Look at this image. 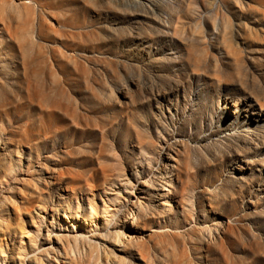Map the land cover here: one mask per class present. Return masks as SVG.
Returning <instances> with one entry per match:
<instances>
[{"label": "rangeland", "instance_id": "rangeland-1", "mask_svg": "<svg viewBox=\"0 0 264 264\" xmlns=\"http://www.w3.org/2000/svg\"><path fill=\"white\" fill-rule=\"evenodd\" d=\"M0 264H264V0H0Z\"/></svg>", "mask_w": 264, "mask_h": 264}]
</instances>
